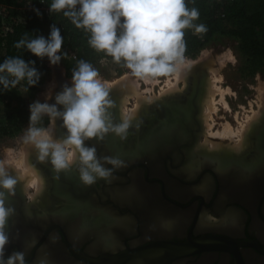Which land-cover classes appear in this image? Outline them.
Wrapping results in <instances>:
<instances>
[{"label": "flooded vegetation", "instance_id": "1", "mask_svg": "<svg viewBox=\"0 0 264 264\" xmlns=\"http://www.w3.org/2000/svg\"><path fill=\"white\" fill-rule=\"evenodd\" d=\"M64 85L55 81L49 104ZM197 88L187 84L140 110L123 138L85 141L98 157L123 161L107 181L83 184L78 157L58 174L33 149L45 185L34 201L35 188L6 170L18 179L6 202L15 209L6 254L43 264H264V122L244 151L203 149V95L198 114L191 102ZM109 99L113 122H124L119 94L109 90ZM54 129L57 139L68 134L62 119Z\"/></svg>", "mask_w": 264, "mask_h": 264}, {"label": "clouds", "instance_id": "2", "mask_svg": "<svg viewBox=\"0 0 264 264\" xmlns=\"http://www.w3.org/2000/svg\"><path fill=\"white\" fill-rule=\"evenodd\" d=\"M33 10L41 14L39 9ZM49 11L63 12L77 28L90 31V46L106 51L116 62L123 59L137 77L176 71L172 62L182 60L183 30L199 16L197 9H187L185 0H52ZM204 30L203 25L196 28L197 32ZM63 42L60 29L53 25L47 38L43 35L30 38L25 33L14 47L26 48L34 56L47 57L52 65H57L62 58H67V53H62ZM34 64L21 57L6 58L0 64V85L10 89L26 81L29 87H35L41 74ZM98 76L91 64L80 61L72 72V86L64 85L55 96V104L47 102L51 99L49 93L45 102L37 100L30 105L25 135V141L38 150V159L50 158L58 174L70 170L73 153H78V173L86 186L98 180H109L113 169L124 165L117 157H98L96 147L85 146V141L95 138L102 142L110 132L123 138L129 127L126 121L113 122L108 85ZM58 106H63L64 110L60 111ZM45 115L52 123L62 119L67 136L54 139L50 129L37 127ZM17 183V177L6 173L0 164V264H26L24 252L6 254V246L10 243L6 224L15 213L6 202L15 195Z\"/></svg>", "mask_w": 264, "mask_h": 264}, {"label": "rangeland", "instance_id": "3", "mask_svg": "<svg viewBox=\"0 0 264 264\" xmlns=\"http://www.w3.org/2000/svg\"><path fill=\"white\" fill-rule=\"evenodd\" d=\"M259 5L260 1H250L247 2L246 9L248 11H252L255 8L259 7ZM35 7L37 8L36 2L34 0H16L15 3L10 6V8H2L3 10L0 20L5 23V25H7L9 14H11V12H9L7 9L11 10L12 8L13 11H17ZM200 25L201 24L199 22L192 21L191 26L185 28V30L192 31L194 33H200L196 31L197 26ZM238 25V22L233 21L229 23L228 27L234 28ZM50 30L51 28H48L46 30V38L50 35ZM3 53V47H0V56H2ZM62 53H67V58H62L61 62L57 65H52L47 57L41 59L42 63L45 64V67L48 69V71H40V74L43 78L45 75V79L39 91L36 93L35 98L30 100L28 104L29 117L30 105L37 100L45 102L46 97L49 93H51L53 87H55L54 75L56 70L60 68L63 75L67 77L64 66L68 63H73L76 60L75 52L62 51ZM197 62H203L204 68L207 70V76L204 81L205 88L203 90V96L201 100V117L203 123L205 122L204 114L207 109L205 106L206 104L204 105L206 88L211 85L210 83L213 82V84L215 85L212 84L211 86L212 89L215 88L214 90L221 88L223 91H226L230 89L226 91V94L224 96L227 106L224 105V102H222V96L219 92H217L215 95V105L217 107V110L216 113L213 114V118L209 120L211 129L208 132H206V123H204V143L206 142V139H208L218 144L221 143L224 147H233V145H236V143L241 139V131H243V128L248 123V120L253 116L255 111H258L260 109V107L262 106L261 104L264 103V61H257L255 63L249 62L246 56L240 53L236 41L226 37L216 38L194 57H182L181 61L172 62L176 66V69L178 66H181L183 67L182 69L185 73L187 70H190L189 73H186V80L183 78L178 83L177 92L182 93L184 91L185 87L188 84L189 75L191 74L194 64ZM92 67L99 73L98 78L101 79L102 82H107L108 89L114 90L117 92V94H119V110L121 119H124L126 121L128 119V121H130L135 118V116L134 118L130 116L132 115L131 113H134V115H136L137 113L138 115L140 110L148 107L154 101L162 99L164 94V97L179 94H166L169 86L175 82L176 71L165 75L154 76L149 74L143 77H137L133 74L131 69L126 67V63L123 59H121L120 62H116L112 56H108L106 54L93 61ZM67 78L71 83L70 86H72V77ZM124 78H127L128 81H139L140 92H142L140 98H138L137 96H133L126 104L124 103L123 95L119 93L120 88L117 89L118 87L115 86ZM22 87L23 86H21V88ZM141 99L142 101L140 102ZM128 108H130V110ZM29 117L27 122H25V124L23 125L21 133H19L17 137L6 139L0 144V164L3 165L5 171L8 169H12L15 172L16 176H20L19 173H16L19 172V168L22 169L21 171L27 170V166L29 165H27L26 167L23 166L26 165L24 162L27 158L31 159V154H34L33 149H36L32 143H28L25 141V135L29 127ZM3 123V102L0 101V126ZM226 123L230 124L231 127L236 132H238L236 137H234V140L229 138L221 140V138L218 139L217 137H212L210 135L211 132L214 134L217 132L222 133L224 129L223 126ZM36 126L48 128L52 131L54 123L51 122L49 124L47 122V115H45ZM23 159L25 161H23ZM19 178L21 180V177ZM32 186L33 188H35L32 194H36L37 190L34 185H30L28 187L30 188ZM28 187L26 186L25 188L28 190Z\"/></svg>", "mask_w": 264, "mask_h": 264}, {"label": "trees", "instance_id": "4", "mask_svg": "<svg viewBox=\"0 0 264 264\" xmlns=\"http://www.w3.org/2000/svg\"><path fill=\"white\" fill-rule=\"evenodd\" d=\"M16 0H0V5L10 8ZM39 6V0H34ZM49 6L52 0H45ZM260 1L259 7L252 11L246 9L247 2ZM189 11L197 9L199 16L193 20L204 26V31L194 33L183 30L182 43L184 45L183 57H194L206 48L213 40L220 37L233 39L238 44L240 53L246 56L249 62L264 61V0H241L239 3H229L228 0H185ZM22 10L7 9L10 16L18 17L17 23L13 25L5 39L3 55L0 56V64L6 58L21 57L26 62L34 61V66L40 72L48 69L42 63L41 58L34 56L26 48L17 49L14 44L18 42L25 33L30 38L43 35L46 38V30L55 25L61 31L63 37L62 51L75 52L76 60L64 66L67 77H72V72L77 69L80 61L93 64L106 51H100L89 44L91 32L83 28H77L65 17L63 12H50L45 15H37L33 9ZM238 22L234 28L228 27L231 22ZM45 79L41 76L35 87H29L26 81H22L15 88L4 89L0 85V101L3 102L4 123L0 126V144L6 139L17 137L29 117L28 104L35 98ZM21 86H23L21 88Z\"/></svg>", "mask_w": 264, "mask_h": 264}, {"label": "bare ground", "instance_id": "5", "mask_svg": "<svg viewBox=\"0 0 264 264\" xmlns=\"http://www.w3.org/2000/svg\"><path fill=\"white\" fill-rule=\"evenodd\" d=\"M184 67H186V66H184ZM182 68L183 67H181V66L177 67L175 82L172 83V84L170 83L171 85L169 86V89L166 91V94L173 95V94L179 93V92H177L178 83L183 78L186 80V78H185L186 77V73H189V71H190V70H187L186 73H185V72H183ZM192 72H193V69L191 71V74H192ZM210 84L212 85L213 82L210 83ZM211 85L206 88V95H205V98H204V105L206 104L205 106L207 108L206 112L204 114V121H205L204 123H206L205 125H206V130H207L206 132H208L211 129V125L209 124V120H211L213 118V114L216 113V110H217V107L215 105V95H216V93L219 92L221 94V96H222L221 98L223 100L222 102H224V105L227 106V103H226V101L224 99V96L226 94V91L230 90V89H228L226 91H223L221 88L214 90L215 88L212 89ZM213 85H215V84H213ZM115 86L118 87L117 89L120 88L119 89V91H120L119 93H121L123 95L125 104L128 103L129 99L132 98L133 96H135V97L137 96L138 98L141 97L142 92H140V83H139V81H128L127 78H124L123 80H121ZM203 90H202L201 96L203 95ZM227 93H229V92H227ZM164 96H165V94H164ZM146 100H148V99H146ZM141 101H142V99L140 100V102ZM261 105L262 106L260 107V109L258 111L254 112L253 116L248 120V123L244 126L243 131H241L242 136L240 134L241 139L236 143V145H233V147H229V146L224 147L221 143L218 144V143H215V142H212V141L206 139V142L201 147L203 149H210L212 151L235 150L237 153H239L241 151H244L248 147V145L250 144V136L253 133V131L256 130L258 125H260V124H262L264 122V103L261 104ZM132 112H133V110H132ZM131 114L133 115V116L130 115L131 117L134 118V116H135V118H136L137 113H136V115H134V113H131ZM124 121H126V120H124ZM223 127H224V129H223L222 133L221 132H217V133L214 134V133L211 132L210 135L212 137H217L218 139L221 138V140L222 139H226V138L234 140V137H236L238 132H236L231 127V125L228 124V123H226ZM52 133H53L54 139H57L56 136H55L54 127L52 128ZM77 157H78L77 154L73 153V160L72 161H74V159H77ZM23 161H25V160L23 159ZM24 163L26 165H23V166H25V167L27 165H29V166H27V170H24V171H21L22 169L19 168V172H16V173H19L20 176L17 175V177L18 178L21 177V180L23 179V182L26 183L25 187L26 186L28 187L30 185H34L36 187L37 191H36L35 195H32V199H34V201H38L40 199V196L42 195V193H44L43 192V189H44V186H45L44 185V177L41 174V172L39 171V169L33 164L32 159L27 158ZM23 169H26V168H23ZM28 190H29V187H28Z\"/></svg>", "mask_w": 264, "mask_h": 264}, {"label": "water", "instance_id": "6", "mask_svg": "<svg viewBox=\"0 0 264 264\" xmlns=\"http://www.w3.org/2000/svg\"><path fill=\"white\" fill-rule=\"evenodd\" d=\"M206 76H207V70L204 68V63L197 62L194 64L193 72L192 74L189 75V78H188V84H190V86L191 84L198 85V88L195 89V93L192 94L191 96V99H192L191 102L193 105L195 104L197 114L200 111L199 104L197 103V101L200 99ZM54 80L58 84L62 83V84L68 85L70 83V81L63 76V73L60 68L58 69V72H55ZM198 96H199V99H198ZM171 100L173 99H170V102H172ZM43 262H44V259H31L30 262L28 263L26 262V264H43Z\"/></svg>", "mask_w": 264, "mask_h": 264}, {"label": "built area", "instance_id": "7", "mask_svg": "<svg viewBox=\"0 0 264 264\" xmlns=\"http://www.w3.org/2000/svg\"><path fill=\"white\" fill-rule=\"evenodd\" d=\"M240 1L241 0H228L229 3H239ZM2 8L3 6L0 5V18L2 15V10H3ZM37 9H39L41 16L48 14V11H49V8L47 7L45 0H39V6ZM17 18L18 17H13V16L8 17L7 25H5V23H3L0 20V47H4L6 36L9 32H11L13 25L17 23Z\"/></svg>", "mask_w": 264, "mask_h": 264}]
</instances>
